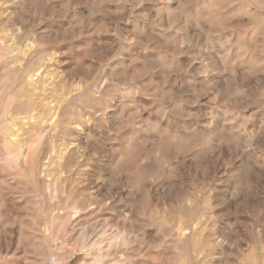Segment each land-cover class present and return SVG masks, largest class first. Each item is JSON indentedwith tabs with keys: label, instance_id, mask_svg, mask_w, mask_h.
Returning <instances> with one entry per match:
<instances>
[{
	"label": "rangeland",
	"instance_id": "obj_1",
	"mask_svg": "<svg viewBox=\"0 0 264 264\" xmlns=\"http://www.w3.org/2000/svg\"><path fill=\"white\" fill-rule=\"evenodd\" d=\"M2 85L37 109L0 125V264H84L86 232L127 237L107 263L264 264V0H0Z\"/></svg>",
	"mask_w": 264,
	"mask_h": 264
},
{
	"label": "bare ground",
	"instance_id": "obj_2",
	"mask_svg": "<svg viewBox=\"0 0 264 264\" xmlns=\"http://www.w3.org/2000/svg\"><path fill=\"white\" fill-rule=\"evenodd\" d=\"M12 2V1H11ZM16 3V2H15ZM26 5V4H25ZM13 7V6H12ZM19 8V7H18ZM40 8V7H39ZM55 8V7H54ZM6 9V8H5ZM17 9V8H16ZM6 11H7V9H6ZM11 11V10H10ZM24 12V11H23ZM8 15V14H7ZM11 15V14H10ZM13 16V15H12ZM11 16V17H12ZM256 17V16H255ZM5 20V19H4ZM18 24V23H17ZM18 26V25H17ZM20 28H21V26H20ZM17 31V30H16ZM14 33H16V32H14ZM7 39V38H6ZM2 41V40H1ZM31 41V40H30ZM13 42V41H12ZM3 44V43H2ZM4 45V44H3ZM21 45V44H20ZM15 46V45H14ZM39 48V51H40V47H38ZM22 50V49H21ZM13 54H15V53H13ZM53 55V54H52ZM54 58V57H53ZM45 59L46 60H50L51 61V59H50V57H48V56H46L45 57ZM53 61V60H52ZM4 66H5V71H6V76H5V78L6 79H10V78H14V81H15V83H19V82H21V81H23V80H25V78H27L28 80L29 79H33L34 80V77H36L35 78V81L36 82H38L39 83V85H38V87L37 88H40V87H43V85H44V81H43V73H41L40 71H41V68L42 67H38L37 69H33L34 68V65L33 64H36L35 63V61H33V62H30L29 64H28V67L27 68H22V67H19V66H16V65H14V63H12V62H10V61H4ZM161 70V69H160ZM4 71V70H3ZM50 71V70H49ZM32 72H33V74H32ZM113 72V71H112ZM47 73V72H46ZM49 73V72H48ZM47 73V74H48ZM165 74V73H164ZM61 78V77H60ZM12 80V79H11ZM3 83H4V81H2ZM1 82V83H2ZM11 84V83H10ZM9 84V85H10ZM53 87V86H52ZM73 88H74V86H73ZM53 89H54V87H53ZM55 90V89H54ZM63 90V89H62ZM5 91H6V87H5V85H2V87L0 88V125H1V127H3L4 126V130H5V133H8L9 131H10V125L11 124H13L14 123V120H16V119H18V118H20V117H27V115H29L28 117H33V115L32 114H30L32 111H34V110H36L37 108L35 107V102L30 98V96H26V95H24L25 94V91H26V88H25V86L24 85H21V86H19V88L16 90V92L14 93V95L15 94H18V95H20V94H22V96L24 97V99H23V101H20V102H18V103H16L14 106H12L11 105V103H12V97L14 96L13 94H11V93H9V94H5ZM73 91V90H72ZM137 92V91H136ZM63 93V92H62ZM54 94V93H53ZM75 94V93H74ZM67 95V94H66ZM47 100V99H46ZM136 100V99H135ZM70 101H72V100H70ZM60 102V101H59ZM67 102H69L68 101V99H67ZM178 103V102H177ZM44 104V105H43ZM43 111L42 110H39V114L41 115V114H45V112H47L48 110H50V109H52V107L51 106H48L49 104H45L44 102H43ZM67 104V103H66ZM95 105V104H94ZM180 105H182V104H180ZM95 106H97V105H95ZM48 107V108H47ZM62 107V106H61ZM70 107H73V106H70ZM68 108V107H67ZM56 109V108H55ZM69 109V108H68ZM68 109H67V111H68ZM91 109V108H90ZM58 110V109H57ZM50 111H52V110H50ZM98 111H99V109H98ZM35 112H37V111H35ZM53 112L55 113V111L53 110ZM69 112V111H68ZM56 113H58V112H56ZM48 114H49V112H48ZM56 115V114H55ZM67 115V114H66ZM84 115V114H83ZM98 115V114H97ZM69 116V115H68ZM80 116V115H79ZM80 117H82V116H80ZM34 118V117H33ZM50 118V117H49ZM57 118V117H56ZM21 119H26V118H21ZM34 120V119H33ZM83 120V119H82ZM100 120V119H99ZM50 121V120H49ZM73 122V121H72ZM75 122V121H74ZM73 122V123H74ZM50 123V122H49ZM15 124V123H14ZM13 124V125H14ZM242 124V123H241ZM17 125H18V123H17ZM38 125H39V127H40V129H41V123H38ZM54 125V124H53ZM49 126V125H48ZM76 126V125H75ZM78 126V125H77ZM76 126V127H77ZM51 127V126H50ZM50 127H48V128H50ZM88 127V126H87ZM48 128H45V129H47L48 130ZM56 128V127H55ZM79 128V127H78ZM221 128V127H220ZM34 129V128H33ZM59 129V128H58ZM191 129V128H190ZM36 130V129H35ZM39 130V129H38ZM37 130V131H38ZM53 130V129H52ZM3 131V130H2ZM80 131V130H79ZM196 131V130H195ZM199 131V130H198ZM34 132V131H33ZM84 132V131H83ZM20 133V132H19ZM22 133V132H21ZM35 133H36V131H35ZM57 133H58V130H57ZM80 133V132H79ZM107 133V132H106ZM202 133V132H201ZM29 134V133H28ZM41 134H43L42 132H41ZM59 134V133H58ZM111 134V133H110ZM18 135V134H17ZM37 135V134H36ZM35 135V136H36ZM47 135H48V131H47ZM46 135V136H47ZM215 135V134H214ZM21 136V135H20ZM40 137H41V135H39ZM57 136V135H56ZM200 136V135H199ZM12 137V136H11ZM38 137V136H37ZM40 137H38V138H40ZM33 138V137H32ZM36 138V137H35ZM42 138H43V136H42ZM54 138V137H53ZM19 140L21 139V137L20 138H18ZM18 139H17V141L15 140H13V141H11V142H9L10 144H11V146H10V148L8 147L7 149H8V151H9V153H11L12 154V159L13 160H15L21 167H24V168H26L27 170H28V172H29V176H30V178L32 179H37V180H41L42 182H44V174H42V170L44 169H40L41 168V162H42V158L41 157H39V156H37V152L36 151H38L39 149H40V145H42V143H40L41 141H38V143H37V140H35V141H33L31 144L30 143H27V144H30L31 145V147L29 146L28 147V149L26 150V149H24V147H23V144L20 142V141H18ZM210 139V138H209ZM10 140V139H9ZM22 140H24V139H22ZM1 142H3V141H1ZM0 142V143H1ZM8 142V141H7ZM25 142H27L26 140H25ZM31 142V141H30ZM4 143V142H3ZM180 143V142H179ZM34 144H36L38 147H39V149L36 147V145H34ZM54 144V143H53ZM78 144V143H77ZM76 144V145H77ZM80 144H81V142H80ZM70 145V144H69ZM74 145V144H73ZM82 145V144H81ZM84 145V144H83ZM54 146V145H53ZM25 147H27V146H25ZM78 147V146H77ZM96 148V147H95ZM171 148V147H170ZM179 148V147H178ZM220 148V147H219ZM225 148V147H224ZM65 149H66V147H65ZM72 149V148H71ZM77 149V148H76ZM74 150V149H73ZM76 151H78V150H76ZM1 152V151H0ZM4 152V151H3ZM112 154V153H111ZM2 159V158H1ZM6 159V158H5ZM18 166V165H17ZM51 166V165H50ZM43 167H45V166H43ZM22 169V168H21ZM46 169V168H45ZM44 169V170H45ZM74 170V169H73ZM46 172V171H45ZM67 176V175H66ZM66 180V179H65ZM34 181V180H33ZM70 181V180H69ZM4 182V181H3ZM31 182V181H30ZM54 182V181H53ZM33 183V182H32ZM41 183V182H40ZM40 183H38V184H40ZM52 182L50 181V185H52L51 184ZM96 183H98V182H96ZM34 184V183H33ZM44 184V183H43ZM61 184V183H60ZM101 184V183H100ZM55 185V184H54ZM96 185V184H95ZM97 186V185H96ZM17 187V186H16ZM39 187V186H38ZM52 187V186H51ZM50 187V188H51ZM15 188V187H14ZM37 188V187H36ZM40 188V187H39ZM97 188V187H96ZM95 188V189H96ZM26 189V188H25ZM51 189H53V188H51ZM3 190V189H2ZM1 190V191H2ZM42 190H43V192L45 193V187H44V189L42 188ZM56 190V189H55ZM59 190H60V188H59ZM41 191V190H40ZM51 191H53V190H51ZM4 193V192H3ZM42 193V192H41ZM98 193V192H97ZM6 194V193H5ZM8 194V193H7ZM52 194V193H51ZM56 193H54V195H55ZM59 195V194H58ZM12 196H14V195H12ZM21 197V196H20ZM70 197V196H69ZM68 197V198H69ZM21 199V198H20ZM59 199V198H58ZM60 201V200H59ZM62 201V200H61ZM69 201V200H68ZM45 204V203H44ZM56 204V203H55ZM60 204H62V203H60ZM66 204H67V202H66ZM65 204V205H66ZM69 205V204H68ZM89 205V204H88ZM20 206V205H19ZM82 206V205H81ZM22 207V206H21ZM48 208H50L49 206H48ZM67 208V207H66ZM186 209V208H185ZM43 210V209H42ZM95 210V209H94ZM186 212V211H185ZM187 213H188V211H187ZM125 215V214H124ZM128 216V215H127ZM40 217V216H39ZM74 217V216H73ZM42 218H43V216H42ZM41 218V219H42ZM64 219V218H63ZM46 220V219H45ZM68 220H70V219H68ZM43 221V220H42ZM66 222H67V219L65 220ZM45 222V221H44ZM69 222V221H68ZM73 222V221H72ZM98 222V221H97ZM100 222V221H99ZM61 223V222H60ZM95 223V222H94ZM40 224H42V223H40ZM62 224V223H61ZM108 224V223H107ZM145 224V223H144ZM151 224V223H150ZM94 226V225H93ZM99 226V225H98ZM126 226V225H125ZM125 226H123V227H125ZM89 227H90V225H89ZM132 227V226H131ZM149 227V226H148ZM153 226H151V228H152ZM205 227V226H204ZM79 228V227H78ZM91 228V227H90ZM94 228H95V226H94ZM94 228H92V230L94 229ZM120 228V227H119ZM118 228V229H119ZM145 228V227H144ZM99 228H97V230H98ZM113 229V228H112ZM111 229V230H112ZM117 229V230H118ZM123 229V228H122ZM89 230V229H88ZM91 230V229H90ZM115 230V229H114ZM116 230V231H117ZM123 230H125V229H123ZM129 230H132V229H129ZM48 231V230H47ZM71 231V230H70ZM80 232H82L81 230H79ZM87 231V230H86ZM85 231V232H86ZM94 231L96 232V230L94 229ZM100 231V230H99ZM103 231H105V230H103ZM79 232V233H80ZM89 232V231H88ZM93 232V231H92ZM98 232V231H97ZM109 232V231H108ZM132 232L133 231H131V235H132ZM137 232V231H136ZM191 232H192V230H190L189 228H183L182 230H180L179 231V234H178V236H179V239H180V243L184 246V247H186V244H187V242H188V240H189V237H190V234H191ZM91 233V232H90ZM90 233H88V235H90ZM99 233V232H98ZM105 233V232H104ZM110 233V232H109ZM122 233H124V231L122 232ZM111 234V233H110ZM115 233H113V235H114ZM121 234V233H120ZM120 234H117L116 233V235H114V236H112V237H110L108 240L106 239V241H107V243L105 244L104 242H105V239H103V237H104V235L102 236V239L103 240H101V241H99L98 239L97 240H95V241H90V240H88L87 238H86V235H87V232L86 233H84V234H82L81 233V236H80V238H82L83 239V248H82V250L83 251H85L86 252V250H88V252H90V254L92 255V258H90V259H87L86 261H84L83 263L84 264H134L132 261H127V260H124V259H113V260H111V261H109L108 263L105 261V259L106 258H108V256H109V254H108V252H109V250L112 248V247H114L115 249H116V246L117 245H119L120 243H123V244H125V245H127L128 244V242H129V240L127 239V237H124L122 234L120 235ZM80 235V234H79ZM87 235V236H88ZM97 235V234H96ZM136 235V234H135ZM159 235V234H158ZM164 235V234H163ZM220 235V234H219ZM222 235V234H221ZM75 236V235H74ZM76 236H78V235H76ZM93 236H95V234H93ZM160 236V235H159ZM92 236H89L88 238H91ZM100 237V236H99ZM136 237V236H135ZM222 237V236H221ZM78 238V237H77ZM76 238V239H77ZM157 238V237H156ZM159 238V237H158ZM161 238V237H160ZM79 239V238H78ZM82 239H81V241H82ZM138 239V238H137ZM221 239V238H220ZM93 240V239H92ZM134 240H136V238H134ZM140 239H138L137 241H139ZM145 240V239H144ZM164 240V239H163ZM61 241V240H60ZM78 241V240H77ZM146 241H147V239H146ZM145 241V242H146ZM151 242L152 241H154V239L153 240H150ZM160 242H161V239L159 240ZM135 242V241H134ZM141 242V241H140ZM139 242V243H140ZM157 242H158V239H157ZM156 242V240H155V243H157ZM226 242V241H225ZM142 243V242H141ZM62 244V243H61ZM75 244V243H74ZM150 244V243H149ZM174 244H176V243H174ZM197 244V243H196ZM140 245V244H139ZM163 245V244H162ZM158 246V245H157ZM161 246V245H160ZM176 246V245H175ZM82 247V246H81ZM152 247V246H151ZM133 248H134V246H133ZM160 248V247H159ZM120 249V248H119ZM173 251V250H172ZM207 251H209L208 250V248H207ZM187 252V251H186ZM202 254H203V252H202V250L200 251ZM200 253V254H201ZM163 254V253H162ZM222 254V253H221ZM87 255V254H86ZM226 255V254H225ZM69 256V255H68ZM120 256V255H119ZM134 256V255H133ZM215 257V256H214ZM222 257V256H221ZM223 257H224V255H223ZM186 258V257H185ZM189 258V257H188ZM85 260V259H84ZM222 261H223V259H221ZM72 261V260H71ZM191 261V260H190ZM190 261H188L187 259H186V261H184V262H182V263H174V264H190ZM153 262V261H152ZM221 262V261H220ZM220 262H218V263H220ZM145 263V262H144ZM143 263V264H144ZM147 263V262H146ZM138 264H139V262H138ZM217 264V263H216Z\"/></svg>",
	"mask_w": 264,
	"mask_h": 264
}]
</instances>
